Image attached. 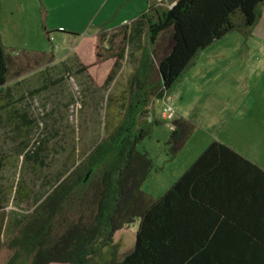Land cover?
Instances as JSON below:
<instances>
[{
  "label": "trees",
  "instance_id": "obj_1",
  "mask_svg": "<svg viewBox=\"0 0 264 264\" xmlns=\"http://www.w3.org/2000/svg\"><path fill=\"white\" fill-rule=\"evenodd\" d=\"M263 7L264 0H176L168 9L150 3L138 25L124 31L108 78L110 84L126 46L140 50L121 117L111 131L85 158L74 159L73 169L59 183L31 201L29 193L22 196L18 202L33 204L29 212L18 210L19 187L11 201L14 208L7 210L8 187L0 175V264H93L107 247L115 248V254L116 233L136 220L133 249L112 264H264L261 166L214 140L168 190L153 197L143 189L153 161L138 150L159 123L150 119L152 100L168 97L214 41L233 30L248 36ZM168 32L171 45L158 56L159 40ZM30 60H13L0 34V108L9 100L7 83L27 72ZM0 117L6 118L3 123L32 122L18 113ZM173 122L167 145L176 155L196 124L185 117ZM32 144L39 142L24 143L23 161L38 158Z\"/></svg>",
  "mask_w": 264,
  "mask_h": 264
},
{
  "label": "rangeland",
  "instance_id": "obj_2",
  "mask_svg": "<svg viewBox=\"0 0 264 264\" xmlns=\"http://www.w3.org/2000/svg\"><path fill=\"white\" fill-rule=\"evenodd\" d=\"M152 1L0 0V34L7 53L17 61L31 58L27 72L7 83L9 100L0 108L4 117L18 113L32 121L0 124V175L8 187L4 189L9 195L7 210L14 208L11 201L17 187L16 202L28 193L33 200L51 183L67 177L74 159L85 158L119 121L140 50L126 46L110 84L108 78L124 44V31L128 34ZM175 1L156 0L153 6L168 9ZM12 9H18L13 16ZM262 33L264 26L261 33L253 29L248 36L233 30L214 41L200 52L168 97L158 104L157 98L152 100L149 108L155 113L150 119L159 123L138 144L154 165L143 185L148 194L161 196L214 140L231 145L264 167ZM170 45V32L164 33L157 55H164ZM23 52L29 56L24 58ZM165 108L168 117L163 119ZM181 117L197 126L174 155L167 142L173 121ZM14 125H18L15 130ZM35 141L39 144H32L31 149L38 158L23 161L24 143ZM30 201L18 202L22 208L18 210L31 211ZM138 225L136 220L118 233L115 254V248L107 247L92 263L121 260L135 245Z\"/></svg>",
  "mask_w": 264,
  "mask_h": 264
},
{
  "label": "crops",
  "instance_id": "obj_3",
  "mask_svg": "<svg viewBox=\"0 0 264 264\" xmlns=\"http://www.w3.org/2000/svg\"><path fill=\"white\" fill-rule=\"evenodd\" d=\"M154 1H156V0H153L152 1V3L151 4H153V2ZM158 1V0H157ZM149 3V2H148ZM154 3H156V2H154ZM150 4V3H149ZM173 5V4H172ZM171 5V6H172ZM23 9H25V8H23ZM16 11H18V9L16 10ZM16 11H14L13 9H12V12H11V14H12V16L15 14V12ZM139 18V17H138ZM138 18L133 22V24H132V26H131V28L130 29H132V28H134V27H136L137 25H138V23L136 22L137 20H138ZM264 26V11H263V16H262V18L260 19V21L257 23V25L255 26V28H254V32H262V27ZM262 34H264V33H262ZM136 49H138V48H136ZM140 56V55H139ZM154 113H155V111H153L152 112V114L154 115ZM1 118V117H0ZM3 118V117H2ZM186 118V117H185ZM7 119H10V118H7ZM192 121V120H191ZM0 122H5V121H2V120H0ZM193 122V121H192ZM196 126H197V124H196ZM189 140V139H188ZM187 142V141H186ZM255 142L257 143L258 142V139L256 138V140H255ZM227 144V143H226ZM229 145V144H228ZM231 146V145H230ZM232 147V146H231ZM236 150V149H235ZM238 151V150H237ZM239 153H241L240 151H238ZM241 154H243V153H241ZM244 155V154H243ZM244 156H246V155H244ZM247 157V156H246ZM247 158H249L250 160H252L253 162H255L253 159H251L250 157H247ZM255 163H257V162H255ZM258 164V163H257ZM259 166H261L260 164H258ZM263 169H264V167L263 166H261ZM124 229V228H123ZM120 231H122V229L121 230H119L117 233H116V235H115V243H118V240H116V238H117V236L119 235L118 233H120Z\"/></svg>",
  "mask_w": 264,
  "mask_h": 264
},
{
  "label": "built area",
  "instance_id": "obj_4",
  "mask_svg": "<svg viewBox=\"0 0 264 264\" xmlns=\"http://www.w3.org/2000/svg\"><path fill=\"white\" fill-rule=\"evenodd\" d=\"M164 99H165V98H163L162 100H164ZM161 102H162V101H161L160 99H158L156 104L161 103ZM166 117H168V108H165V109L163 110V112H162V118H163V119H166Z\"/></svg>",
  "mask_w": 264,
  "mask_h": 264
}]
</instances>
